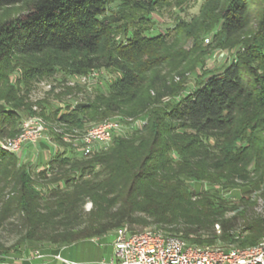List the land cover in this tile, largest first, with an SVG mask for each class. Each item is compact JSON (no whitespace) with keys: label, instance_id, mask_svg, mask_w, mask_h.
Listing matches in <instances>:
<instances>
[{"label":"trees","instance_id":"16d2710c","mask_svg":"<svg viewBox=\"0 0 264 264\" xmlns=\"http://www.w3.org/2000/svg\"><path fill=\"white\" fill-rule=\"evenodd\" d=\"M114 2L127 9L121 19L108 12ZM156 6L0 0V138H16L19 113L30 115L8 85L12 66L25 81L57 70L74 77L117 72L106 92L46 117L60 131L49 130L59 150L43 169L0 147V261L28 246H68L126 225L200 248H247L264 239V0H202L170 38L146 37L134 25ZM122 21L131 32L120 42ZM213 30L210 48L235 50V59L192 88L183 76L174 81L182 75L176 50ZM112 117L143 125L104 150L80 154L88 125ZM233 190L240 192L236 202L221 196Z\"/></svg>","mask_w":264,"mask_h":264},{"label":"rangeland","instance_id":"374dc122","mask_svg":"<svg viewBox=\"0 0 264 264\" xmlns=\"http://www.w3.org/2000/svg\"><path fill=\"white\" fill-rule=\"evenodd\" d=\"M201 3L202 0H157V6L153 12L135 15L136 21L134 25H137V30L146 37L167 35L166 37L170 38L178 31L183 22H190L198 14ZM126 10V8L120 6L119 2H114L110 5L108 12L114 19H121L124 15L120 11ZM126 21L119 22L116 25V39L120 42H123L125 36L131 32L130 25H128L129 22ZM215 32L216 30H213L209 33L202 34V37L198 41L191 38L186 41L180 52L176 50V57L178 55L182 56L179 58L180 63L178 65V71L182 75L181 77L175 76L174 81H181L183 76V81L187 83L189 88H192L203 77L211 73L221 72L235 59V50L210 48ZM172 60H175L172 65L176 66L178 63L177 58ZM8 76V85L14 86V89L19 92L20 97L25 99L24 103L30 109V115L24 112L19 113L20 125L29 119H40L47 129V136H49L50 128L55 129L57 125L47 121V116L53 115L54 113L61 115L66 111H71L73 108L85 103L88 97H93L94 93L98 91L106 92L110 83L117 77V72L115 70L103 69L90 72L81 77H74L57 70L52 77L25 81L20 68H14L12 66V70L10 69ZM245 78L246 80L248 79L246 75ZM0 83L1 87L3 83ZM109 120L121 122L124 126L123 131L125 135L135 129L139 121L143 122V119H139L136 122H129L120 117H112ZM96 124H89L88 127ZM5 139L14 138H0V142ZM37 148H40L39 155L41 157L44 155L45 160L47 159L49 161L53 157V151L51 150L53 146L50 144L42 141L38 143ZM36 153H33L34 156H36ZM47 163L40 164L39 168L43 169ZM30 164L35 167L34 164ZM194 188L200 189L203 186L194 185ZM221 196L236 202L240 196V192L238 190L221 192ZM85 208L89 210L91 205L87 204ZM124 228L130 233H141L150 229L131 225H126ZM216 230L217 234H219L220 230L218 227H216ZM218 246L223 245L218 243Z\"/></svg>","mask_w":264,"mask_h":264},{"label":"built area","instance_id":"2783aa9c","mask_svg":"<svg viewBox=\"0 0 264 264\" xmlns=\"http://www.w3.org/2000/svg\"><path fill=\"white\" fill-rule=\"evenodd\" d=\"M129 122L138 120L126 119ZM143 125L139 121L136 128ZM124 126L119 121L105 120L85 130L78 138V152L83 156L106 149L118 135L124 136ZM56 133L60 131L54 129ZM40 119H29L20 125V133L14 139L0 142L3 150L20 158L27 146L37 148L39 142L53 146V155L59 150ZM63 141L68 142L66 135ZM62 151V150H61ZM114 255L110 262L102 264H264V239L255 246L200 248L189 245L177 236L166 235L149 229L141 233H130L126 228L115 231Z\"/></svg>","mask_w":264,"mask_h":264},{"label":"crops","instance_id":"0c3cea01","mask_svg":"<svg viewBox=\"0 0 264 264\" xmlns=\"http://www.w3.org/2000/svg\"><path fill=\"white\" fill-rule=\"evenodd\" d=\"M42 144V143H41ZM40 146V145H39ZM40 148L27 146L22 150L19 158L22 163H32L38 167L45 164L44 155H39ZM37 152V153H36ZM33 153H36L34 156ZM53 155V153H52ZM43 159V160H42ZM114 231L99 238L79 241L63 246L26 247L18 256L0 261V264H102L110 262L114 255Z\"/></svg>","mask_w":264,"mask_h":264}]
</instances>
